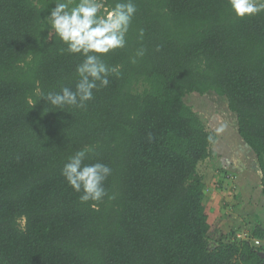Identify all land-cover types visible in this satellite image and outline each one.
Instances as JSON below:
<instances>
[{
	"label": "trees",
	"instance_id": "obj_1",
	"mask_svg": "<svg viewBox=\"0 0 264 264\" xmlns=\"http://www.w3.org/2000/svg\"><path fill=\"white\" fill-rule=\"evenodd\" d=\"M54 2L0 0V264H264L262 221L244 217V238L232 215L210 221L199 167L217 136L185 100L226 99L264 182V12L134 0L126 46L103 57L118 74L61 109L42 97L74 88L83 57L43 30ZM85 146L86 164L112 169L102 202L81 203L62 175Z\"/></svg>",
	"mask_w": 264,
	"mask_h": 264
},
{
	"label": "clouds",
	"instance_id": "obj_2",
	"mask_svg": "<svg viewBox=\"0 0 264 264\" xmlns=\"http://www.w3.org/2000/svg\"><path fill=\"white\" fill-rule=\"evenodd\" d=\"M54 3L50 14L41 19L43 30L47 27L49 36L54 33L66 45L62 52L79 54L83 59L76 66L78 80L74 88L63 86L42 98L57 108L83 109L94 98V90L107 87L109 77L118 74L119 66L107 64L103 57L126 46L137 7L134 0H116L114 6H105V0H55ZM229 4L238 18L264 12V0H229ZM143 35L144 30L140 29L141 39ZM145 51L138 49L136 56L143 57ZM92 151L91 146L76 151L62 169L68 184L81 193V203L102 202L109 195L104 183L112 169L102 162L86 164L85 160ZM92 206L96 207V203Z\"/></svg>",
	"mask_w": 264,
	"mask_h": 264
},
{
	"label": "rangeland",
	"instance_id": "obj_3",
	"mask_svg": "<svg viewBox=\"0 0 264 264\" xmlns=\"http://www.w3.org/2000/svg\"><path fill=\"white\" fill-rule=\"evenodd\" d=\"M185 100L200 113L207 126L216 132L217 136L213 144V155L199 167L207 183L204 203L210 214V221L222 219L230 214V225L234 223V228L238 231L237 237L244 238L248 234L249 225L243 221V212H248L247 221L250 222L260 215L259 210L264 211V201L258 209H254L252 204L248 206L246 199L253 194L254 203L257 194L264 197L263 176L256 154L239 135L236 117L228 110L226 99L214 92H208L204 95L191 93ZM221 183L224 184L223 187ZM255 186L258 192L248 191L249 187ZM238 193L245 197L242 198V206L238 200L233 199ZM233 204L238 207H232ZM232 227H227L228 231Z\"/></svg>",
	"mask_w": 264,
	"mask_h": 264
},
{
	"label": "crops",
	"instance_id": "obj_4",
	"mask_svg": "<svg viewBox=\"0 0 264 264\" xmlns=\"http://www.w3.org/2000/svg\"><path fill=\"white\" fill-rule=\"evenodd\" d=\"M224 185V184H223ZM223 185H222V187H223ZM252 190H256L257 192H258V188H256V186L255 187H249V192H251ZM248 192V193H249ZM239 194V193H238ZM252 194V193H251ZM252 196H253V194L252 195H249V196H247V198L246 199H248V201H249V205L248 206H250L251 204L253 205V208L254 209H258L259 208V206H260V204L262 203V201H264V197L262 196V195H259V194H257V198L254 200V203H253V198H252ZM244 197V196H243ZM245 198V197H244ZM234 199V198H233ZM235 200H238L237 198L235 199ZM250 200L252 201V202H250ZM239 201V200H238ZM255 202H257V204L255 203ZM240 204H241V206L243 205V202H240ZM240 204H239V206H240ZM234 206H236V207H238L236 204H233V207ZM263 206H264V204H263ZM258 207V208H257ZM263 210H259V212L258 213H260V215L258 214V217L259 218H262V219H259L258 217H257V219L259 220V221H262L263 223H264V211L262 212ZM263 213V214H262ZM243 217H245V218H247L248 217V212H243ZM257 220V221H258Z\"/></svg>",
	"mask_w": 264,
	"mask_h": 264
},
{
	"label": "water",
	"instance_id": "obj_5",
	"mask_svg": "<svg viewBox=\"0 0 264 264\" xmlns=\"http://www.w3.org/2000/svg\"><path fill=\"white\" fill-rule=\"evenodd\" d=\"M261 256L264 257V253H261Z\"/></svg>",
	"mask_w": 264,
	"mask_h": 264
}]
</instances>
